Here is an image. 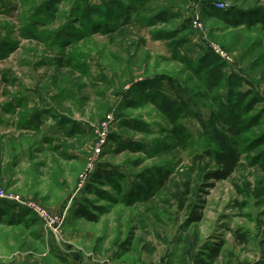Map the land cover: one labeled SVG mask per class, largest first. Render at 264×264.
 Instances as JSON below:
<instances>
[{
	"label": "rangeland",
	"instance_id": "1",
	"mask_svg": "<svg viewBox=\"0 0 264 264\" xmlns=\"http://www.w3.org/2000/svg\"><path fill=\"white\" fill-rule=\"evenodd\" d=\"M105 2L120 18L112 29L89 27L82 15ZM230 8L239 26L228 24ZM182 37L189 60L219 57L222 80L177 58ZM153 76L162 80L150 88ZM151 89L185 101L179 116ZM228 138L241 152L237 167L206 178L215 164L196 156ZM103 164L118 175L89 192ZM0 190L47 214L0 201V264L264 258V0H0ZM84 197L97 221L75 214Z\"/></svg>",
	"mask_w": 264,
	"mask_h": 264
},
{
	"label": "trees",
	"instance_id": "2",
	"mask_svg": "<svg viewBox=\"0 0 264 264\" xmlns=\"http://www.w3.org/2000/svg\"><path fill=\"white\" fill-rule=\"evenodd\" d=\"M206 4H207V6L213 7V4L211 3V1L210 2L206 1ZM117 6H119V5H117ZM44 8L47 9L46 4H45ZM87 12L91 13L90 17H88V15L87 16L82 15V17L85 16L84 18H86L88 20V22H89L88 26L89 27L92 26L93 23H95V22H100V23L102 22V24L104 25L103 27H105L107 30L112 29L113 28V24L111 21L112 18L113 17H115L117 19L120 18V12L117 11L116 6H115V9L110 10V7L106 6V2L102 6H93V8L89 7ZM112 12H113V15H111ZM225 14H227V16L230 17V18L226 17L228 24H230L232 26H239L240 23H243L241 21L242 18L234 17L236 14L234 9L230 8V10H226ZM93 15H97L99 18H95V20H94ZM100 15H103L102 16L103 18H101ZM97 19H99V20L97 21ZM258 19H260V21H261L262 18L259 17ZM187 27L188 26H186L185 29ZM64 30H66V28ZM66 32H68V31L66 30ZM60 34H62V33H60ZM186 41L187 40H185V38L182 37L181 41H178V43H176L177 45H174V49H172V50L174 51V54H176V56H178L177 58L179 60H183L189 66L191 65L192 67H194L193 69H196V70L197 69L198 70L205 69V72H206L205 75L207 77V80L210 83H218L220 80H222L223 70H222V68H220L221 67V62H220L221 60L219 59V57L216 54L207 53V54H203L200 56L198 55L196 58L189 60L186 56L181 55V49L179 48L184 43H186ZM58 62H59L58 64L60 66H63L61 59H59ZM153 78H154V76H153ZM160 80H162V79L161 78L152 79V81H149L150 83H149L148 87L151 88V86H153L157 82H160ZM151 90H152L151 94H154V97L153 96L152 97L156 100L157 104L162 109H167V110L170 109V112H172L174 118L179 116V114L181 113L180 110H182L183 105L186 104L185 101H182L180 104L176 103V102H172V100L168 96H166L165 94H160L159 90H157V89H151ZM224 111H226L225 115L227 113H229V111L227 112V110H224ZM175 127L177 129H180L177 122L175 123ZM178 133H180V132L176 131V134H178ZM122 149L123 148H121V150ZM206 158H209L212 161V163L215 164V171L207 173L206 178L216 177V178L225 179V178L229 177V175L237 167V165L241 159V152H240V149L238 147V143L236 141L228 138L225 140L224 145L222 144V145H218V146H213V148L208 147L207 149H204L202 153H200L199 155L196 156V160H198V161L204 160ZM117 175H118V173H116V171L110 170L105 164L100 165L97 167L96 171L93 173L90 181L86 184L85 188L89 192L97 193V191H98L96 188L97 184L103 185L104 183H106V181L111 180L112 178H114ZM168 179H169V172H166V171L165 172H159V174L156 175V177L154 178V181H155L154 183L157 185V187H161L167 183ZM261 194H262L261 191L257 190L255 192L256 197H259V195H261ZM1 202H3V201H1ZM3 203H5V202H3ZM6 205H8V204H6ZM240 205H242V204H240ZM91 206H94V205H92V203L84 197L82 203L77 206V208L75 209L74 212L76 215H78L82 218H86V219L92 220V221H97L98 220L97 216L90 211ZM190 215H191L190 220H192V221H200L202 216H203L199 212H195V211H193ZM12 216H14V215H12ZM233 236L237 242L245 244L246 237L242 233H240L238 230L233 232ZM222 246H223L222 242L217 243V245H215L213 248H211L209 250V253H208V259H210L209 262H213L216 260V257H218L220 254Z\"/></svg>",
	"mask_w": 264,
	"mask_h": 264
},
{
	"label": "built area",
	"instance_id": "3",
	"mask_svg": "<svg viewBox=\"0 0 264 264\" xmlns=\"http://www.w3.org/2000/svg\"><path fill=\"white\" fill-rule=\"evenodd\" d=\"M218 3H216L215 5L217 6ZM220 7H223L222 5H219ZM196 22V19L193 21ZM215 51L217 52V48H214ZM220 51L218 50V53ZM221 54V53H220ZM223 54V53H222ZM0 200L5 202L8 205H14L16 208L21 209V210H27L29 212H32L34 216H36V218H46L47 214L46 212L40 208V205H36L35 203L27 200V199H23L20 198L14 194H7L6 192L0 190Z\"/></svg>",
	"mask_w": 264,
	"mask_h": 264
},
{
	"label": "crops",
	"instance_id": "4",
	"mask_svg": "<svg viewBox=\"0 0 264 264\" xmlns=\"http://www.w3.org/2000/svg\"><path fill=\"white\" fill-rule=\"evenodd\" d=\"M254 264H264V258H261L260 260L255 261Z\"/></svg>",
	"mask_w": 264,
	"mask_h": 264
}]
</instances>
